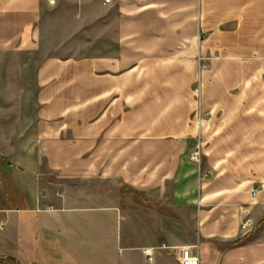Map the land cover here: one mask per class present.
<instances>
[{
	"label": "crops",
	"instance_id": "1",
	"mask_svg": "<svg viewBox=\"0 0 264 264\" xmlns=\"http://www.w3.org/2000/svg\"><path fill=\"white\" fill-rule=\"evenodd\" d=\"M54 1L0 0V56H25L29 81L0 111V257L180 264L167 245L264 264V0Z\"/></svg>",
	"mask_w": 264,
	"mask_h": 264
},
{
	"label": "rangeland",
	"instance_id": "2",
	"mask_svg": "<svg viewBox=\"0 0 264 264\" xmlns=\"http://www.w3.org/2000/svg\"><path fill=\"white\" fill-rule=\"evenodd\" d=\"M54 8L56 9V6H54ZM59 13L62 15L63 11H59ZM57 12L51 13L52 16H56V14H59ZM69 17V16H68ZM73 28H67L66 26H62V27H56L54 29V31L51 34V39H50V44H47V47H51L53 50L54 55H61L63 53H66L68 47L70 46V44H68V42H65L63 40H66V38L68 36H70L71 32H72ZM80 35L82 36V33H79L77 35V37H80ZM40 55H38L39 57ZM24 57V58H23ZM25 60V56H16V55H9V56H0V111L4 110H10L12 109V106L14 104L15 106V102L17 101L20 95V89H22V87H29V81H28V77L22 76V69L19 67H24V63H26ZM20 64V66H19ZM11 93L12 95L9 96L8 93ZM8 96V97H7ZM204 149V148H203ZM57 176H53L52 177V181H51V186H49V192L48 195H60V188L63 186V181H61L60 179L56 178ZM88 184H84L82 186L87 187ZM76 182L73 183V189L72 190H76ZM80 186V185H79ZM88 187H92V186H88ZM111 187V185H110ZM81 188V186H80ZM112 188V187H111ZM92 189V188H90ZM113 189V188H112ZM118 192L120 193L119 195H127L129 197H131V193L128 190H118ZM8 193L10 194V191L8 190ZM24 197H25V201L28 200L27 196H26V192L24 191ZM2 193H0V207L1 206H5L6 204L3 203V201H1V196ZM133 197V196H132ZM15 201L13 200L11 203H9V206H15ZM14 203V204H13ZM36 204L33 203H29V207L30 208H35ZM121 208H123L122 206H120ZM42 208V207H41ZM42 210H45V207H43ZM0 218H3V215H0ZM7 232H3L0 233V239L4 238ZM140 238V236H139ZM140 240V239H138ZM126 217L122 216L121 213L118 214L117 216V221H116V231H115V243L113 244V256L115 258L116 262L121 261L125 255H127L128 251L125 250V244H126ZM31 260H33L32 258H27L25 259V262L28 263ZM37 261V259H36Z\"/></svg>",
	"mask_w": 264,
	"mask_h": 264
},
{
	"label": "built area",
	"instance_id": "3",
	"mask_svg": "<svg viewBox=\"0 0 264 264\" xmlns=\"http://www.w3.org/2000/svg\"><path fill=\"white\" fill-rule=\"evenodd\" d=\"M50 5H54V0H48ZM110 2V0H107ZM200 125H203V119H200ZM202 149H203V142L201 140L198 141L197 145L192 149L190 152V160L194 163L201 165L202 162ZM211 173H208L207 176H210ZM259 194V188H255L252 190V196L255 198ZM0 230H3V226L0 225ZM242 230L244 235H248L252 231V227L250 221H247ZM160 249L170 252L174 254L180 264H201V260L197 255H194L192 249L190 247H171L167 245H162ZM150 257V261L153 260V253L154 250L147 251Z\"/></svg>",
	"mask_w": 264,
	"mask_h": 264
},
{
	"label": "trees",
	"instance_id": "4",
	"mask_svg": "<svg viewBox=\"0 0 264 264\" xmlns=\"http://www.w3.org/2000/svg\"><path fill=\"white\" fill-rule=\"evenodd\" d=\"M264 222V220L262 221ZM0 264H17L15 260L6 257H0Z\"/></svg>",
	"mask_w": 264,
	"mask_h": 264
}]
</instances>
